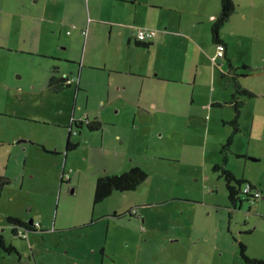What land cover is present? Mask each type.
<instances>
[{"label":"rangeland","instance_id":"1","mask_svg":"<svg viewBox=\"0 0 264 264\" xmlns=\"http://www.w3.org/2000/svg\"><path fill=\"white\" fill-rule=\"evenodd\" d=\"M88 2L90 7L86 4L70 10L61 0H0V136L7 140L0 145V164L9 165L7 168L17 175L0 199V214L14 212L28 216L30 213L27 220L31 221L42 218L39 215L47 211L50 221L45 217L42 221L50 228L57 212L56 221L61 222L65 213L69 217L74 215L76 220L90 211V215L99 214L100 219L102 214L114 210L124 214L135 207L138 211L131 221L98 220L100 240L107 242L115 254L119 255L122 249L130 252L142 247L155 252L142 251L140 257L156 263L181 264L183 254V259L188 258L187 264H249L240 257L239 245L242 244L247 257L264 262V0H234L236 10L220 30L241 88L237 99L243 105L235 135L232 124L235 111L229 104L233 84L229 77H221L223 70H227L225 58H216L214 64L205 55L213 56L215 51L209 41V16L219 14V0ZM152 3L156 7H151ZM44 6L61 11L65 31L67 28L71 33L80 32L95 25L101 34V45H105L106 36L112 32L111 44L106 46L109 47L107 58L111 60L107 64L112 68L83 70L86 85L80 87V93H76V83L56 94L46 89L53 62L34 54L39 51L36 42L40 40V45L45 47L48 41L59 57L67 53L58 48V39L52 26H48L47 17L43 24L37 17ZM104 18L111 19L106 21L111 23L124 21L134 29L148 27L150 21H170L169 29L173 31L179 21L186 23L189 28L184 29L185 33L201 35L196 36L201 40L198 48L169 37L167 42L154 45L149 53L141 49V53L131 58L147 61L149 66L155 67L157 71L153 74H159V81L166 71L158 70L161 66L181 64L188 74H197L196 86L161 82L166 85L165 98L169 104L175 101L174 108L159 103L165 98L156 97L159 91L152 84L142 93L136 87L129 92L123 82L127 76L116 72L120 69L126 72V69L116 70L115 65H110L116 61L112 56L120 48L119 33L122 35L126 28L94 22ZM72 23L78 24L76 30ZM194 23L198 24L191 26ZM34 45L38 49L33 48ZM77 50L82 51L81 45ZM40 52L45 51L40 49ZM99 55L93 51L88 63L103 66V62H96ZM72 66L79 72V64ZM242 90H249L251 96L243 94ZM123 94L132 100V106L121 108L116 115V99ZM151 102L155 107L149 106ZM101 106L104 109H100ZM97 116L101 117V132L90 131L86 126L78 128L73 122H90ZM10 126L19 130L17 139L7 137ZM118 134L122 135L123 148ZM67 136L80 146L65 154ZM231 136V146L224 149ZM34 142L45 143L62 154L42 152L40 147L35 148ZM222 149L227 153H222ZM9 154L13 157L7 163ZM69 155L71 162L67 161ZM131 164L148 174L139 188L126 193L114 192L107 200L93 205L97 178L126 172ZM214 166L231 172L240 180L243 176L252 179L261 192L259 200L251 204L250 199L247 201L241 196V209H232L225 177L219 169V172L213 171ZM63 171L71 178L64 188ZM22 180L24 185L20 188ZM60 189L71 192L61 195ZM94 232L90 228L82 231L83 240L81 237L76 244L72 241L74 248L88 238L91 244L99 243V234L94 235ZM28 236L35 242V248L41 250L35 253L33 261L25 255H33L29 239L20 237L18 240L24 241L17 240L12 246L21 257L14 253L0 256V264H64L67 260V264L70 263L72 255L63 256L62 262L57 255H61L59 252H63L66 245L57 241L55 233L46 237L28 232ZM9 237L12 238L10 233Z\"/></svg>","mask_w":264,"mask_h":264},{"label":"crops","instance_id":"2","mask_svg":"<svg viewBox=\"0 0 264 264\" xmlns=\"http://www.w3.org/2000/svg\"><path fill=\"white\" fill-rule=\"evenodd\" d=\"M61 1L63 2V4L66 3L67 5H69L70 10H72L73 8H76L77 6L83 7L86 4H88L90 7V3L88 2V0H61ZM134 1H137V0H134ZM151 7H156V5H154V3H152ZM58 11H59V9H56L55 7H53V9H51V7L44 6L41 8L40 13L37 14V17L39 18V21L42 24L45 22V19L47 17L46 20L48 22H50V24L48 26H52V29L54 30L53 33H55V38L58 39L57 40L58 48L63 50L64 52L66 51L67 55H65V57H59L60 55H56V53H54V50L52 51L53 47L50 46L48 41H45V47H43L40 45V40H38L36 42L37 46L39 47V51H36V53H34V54H36V56H38V57L48 58L51 60V62H53L51 69H49V72L47 75L48 79H49V77H52V76H54V78H56V79L59 77H62V76L68 77L69 79H73V81L71 82V85H69V86H72L76 83V85H75L76 93L77 92L80 93L81 92L80 87L86 85V83H84L86 73L83 72V70L89 69V70H96V71H107L108 70L107 67H110V66H108L107 62L109 63V62H111V60H110V58H107L108 54H106V49L109 47H106V46L111 44L112 32L110 31L109 35L106 36L107 41H106L105 45H101V42H100L101 41V39H100L101 34L100 33L98 34V31L96 30L95 25L93 26L91 24L90 26H88L89 31H88V29H85V30L80 29L81 34H80V32L71 33L69 31H67V28L65 31V29H64V27L66 25L64 23L65 18L61 17L62 16V15H60L61 11H59V13H58ZM52 12L54 14H52ZM215 17H216V15H210L209 16V19L211 20V24H212ZM84 21H86V18H84ZM106 21H111V19L104 18V19H102V21H100L99 19L94 20V22H97L98 24L99 23L100 24L106 23V24H111L112 26H115L116 28H119V29L123 28V27L126 28L125 32L122 35H121V32L119 33V38H120L119 46H120V48L118 49L116 54L112 56V57H114V59L116 61L110 65L111 66L115 65L116 70H119V67H122V68L124 67L126 69V72L123 69H120L119 71H116V72H118V73L123 72L121 74H125V76H127V78L124 79L123 82H124V85L126 86V89L129 92H132V88L136 87L139 89L140 93H142V91L146 90L147 87H149V88L152 87L151 86V84H152L155 87V90L159 91V94L156 97L162 96L165 98L167 96L166 95V85L162 84L161 82H168L171 85H173V84H176V85L184 84L187 86H193V87L196 86L197 74L195 72H194V74H192V73L188 74V72L184 71V67L182 68L181 64H180V66L178 64L177 67H175L176 64L170 65V63H168L169 64L168 66L167 65L161 66L158 70L163 71L166 69V71L164 74L165 76L162 75V80L159 81V79H157V78H159V74H153V72L155 73L157 71V69H155V67H153L152 65L149 66L147 61L141 62L138 60H133V58H131L135 54L141 53V49H145L149 53L152 50V48L155 47L154 45L157 46L159 44L161 45V44L167 42L169 40V37H174L177 40H184L188 45L194 46V48H198V45L201 43V40L199 37H196V36L201 37V35L197 34L195 36V34H193V33L192 34L187 33V32L185 33L184 29L187 30L189 28V27H187L188 25L186 23L183 24L182 21H179L178 26L173 31H171L169 29L170 28V26H169L170 21H168V22H166V21H158V22L150 21L147 24L148 27H145V28L155 30L157 35L152 40L151 45L148 48H140L138 45H136L134 43L135 42V38L133 35L134 30H135L133 28L134 26L126 24V22H124V21L123 22L113 21L112 23L106 22ZM90 22H93V21L90 20ZM196 24H198V23L191 24V26H196ZM72 25H75V27H76L75 30L78 28V26H77L78 24L72 23ZM210 30H211V26H210ZM210 30H209V32H210ZM209 37H210L209 38L210 43L215 46V44L213 43V41L211 39L210 34H209ZM80 40H82V41H80ZM80 45H81L82 51L79 52L77 49L80 48ZM1 47L2 46H0V49H1ZM38 47H36L34 45L33 48L38 49ZM40 49H42V51H45V52H40ZM93 51H95L96 55L100 54L99 56L96 57V62H103V64H101L103 66L88 63L89 56ZM215 51H216V46H215ZM215 51H214L213 56L205 54L208 57V60H210L211 62H214V64L216 63L215 61L217 60L215 57V55H216ZM127 55L130 56L131 59H129L127 57ZM224 55H225L224 56V58H225L224 63L227 66L226 60L229 59V48H228L227 43L224 46ZM59 63H63V64H59ZM122 63H124L125 65H122ZM229 63L232 67H234L230 61H229ZM77 64H79V67H80L79 72H77V70H78L77 67H74V66L70 67L71 65H77ZM153 64H155V62ZM67 66H69V67H67ZM216 66H218V68H220V69L222 68L220 66V64H218ZM111 68L112 67H110V69ZM176 68H178V69H176ZM196 69H198V66H196ZM227 69H229L228 66H227ZM52 70H57V71L54 74H52ZM226 71L223 70L221 77H223V78L228 77L226 75ZM187 74H188V78H187ZM152 76L154 77L155 83L152 82V79H153ZM48 79H47V84H48ZM211 79H213L212 76H211ZM86 80H88V79H86ZM47 84H46V89L48 91H50V88L47 86ZM233 90H234V87H233ZM233 90H232V92H233ZM247 91H249V90H247ZM50 93H52V92L50 91ZM53 94H56V93H53ZM116 101H117V103H116L117 106L115 107L116 115L120 114L121 108L125 109L126 107L132 106V104H131L132 100L127 95H124V96L119 95L117 97ZM162 101L163 102H159V103L164 104L168 108H174L175 107V104H176L175 101H173L171 104H169L170 101L168 102L167 98H165ZM149 106L155 107V104L153 102H151ZM208 107H210V104H208ZM202 108H204V106ZM100 109H104V107L101 106ZM178 110H180V109L177 108V112H178ZM88 119H90V118H88ZM43 121H44V123H49V121H47V120H43ZM93 121L95 123L101 124V129L96 131V132H101L103 130L102 123L100 122L101 117L97 116ZM5 127H7V125H4V128ZM60 128H62V125H60ZM7 133H8L7 137L13 138V139H17L18 136L20 135L19 130L16 129L15 126L14 127L10 126L9 130H7ZM124 134L125 133H123V135ZM118 137H120V142H121L120 144L123 148L125 145L122 142V135L118 134ZM6 141L7 140L5 139V136L4 137L0 136V145H2ZM68 142L77 144V146L74 149H76L80 146L79 145L80 143H78V141L73 142L71 137L67 136L66 137V144ZM102 143H103V140H102ZM32 144L35 146V148L40 147V151H42V152H48L49 154L54 153L55 155H57L59 153L62 154V152H59L58 150H53L51 147L45 145V143L36 144V142H34ZM66 144H64V147ZM247 150H245V153H248ZM68 152H70V151H65V154H67ZM225 152L226 151H224V153ZM12 157H13V155L9 154V157H7L6 162L8 163ZM69 159H70V155H69V158L67 159L68 162L71 160V159L70 160ZM133 166H136V165L131 164L130 166H128V169H130ZM7 167H9V165H6V167H4V166H2V164H0V177H2L8 183L6 186L0 188V199L3 198V195L5 193L4 191L7 188L12 186L13 179L14 178L17 179V175L15 173H12L11 170H9V168H7ZM136 167H138V166H136ZM63 172H65V171H63ZM235 178L238 179L239 177L235 176ZM70 179L71 178H69L67 181L70 182L69 181ZM241 179H243V180H245V181H247V182H249L255 186V183L252 182V179L244 178V176ZM23 185H24V180H22L20 188H23ZM65 192L70 193L71 191L69 192V189H60L61 195ZM246 200L248 201V198H246ZM242 203H243V199H241V202L238 203L236 207H232L230 203H229V205L232 209H236L237 207L239 209H241ZM251 204H253V201H251ZM254 206H255V204H254ZM132 208H135V207H130L126 212H128ZM59 209H60V207L58 206V211H59ZM86 210L89 211L88 206H87ZM135 210H137V209H135ZM46 212L47 211H45L44 214H41L39 216L42 218L45 217V220L49 222L50 221V219H49L50 215L48 212L47 213ZM89 212H88V214H85L82 217L77 218L76 220H75L74 215L72 217H69L67 215V213H65V217L63 218V220L61 222L56 221V218H58V216H59V213L57 212V217L55 218V220H54V222L50 228H48V226L44 225L42 218H38L36 220L28 221L27 218L30 215V213L27 216V215H22V214H16L14 212H8V214H5V215L0 214V218L2 217V215L4 218V222L3 223L0 222V234L3 236L6 243L11 242V244H13V243L15 244V241L20 239V238H16L12 234L15 226L8 223L5 220L6 217H16V219H18L22 222H25L27 224H30V226H32L33 224L34 225L38 224V227H39L38 230L33 231V232H30L29 230H26L24 228H19L20 230L25 231L27 240L30 238L28 236V232L33 233L36 236H38V235L41 236L42 234H45L46 237H48L49 235H54V233H55L57 241H59L60 243H63V245H66V247L63 248L64 249L63 252L58 251L59 253H61V255L57 254L59 256L61 262L63 260L62 259L63 256L68 257V255H72L73 257L70 259L69 264H98V260H99V258H101V256L98 253L99 249L102 246H105L106 248L109 247L108 246L109 244L107 242L104 244L100 240L101 235H100V233H98V220H101L102 216L104 214H102L100 219H99V217H98L99 214L96 215L95 213H92L90 215ZM116 212L120 213V211H118V210ZM110 214H108V215H110ZM138 215H139V213H138ZM108 218L119 219L117 217H110V216H108ZM132 218H134V217H132ZM95 219H97V222L95 224H93L92 226H90L89 224L91 223V221H94ZM88 228L93 229V232H94V229L96 230V232H94V235L99 234V243L96 242V245L91 244L90 243L91 241L88 238L85 241H81L80 243H78V246H76L77 248H74V246H75L74 244H76V242L78 240L80 241L81 237L83 240V235L81 234V232L84 230H87ZM9 233L12 236V238L9 237ZM67 233H72V234H67ZM108 234L109 233L107 232V235ZM70 239H72V240H70ZM18 241L23 242L24 240H18ZM72 241H74L75 243ZM28 243L30 245L29 248L33 252V257H36L35 253L40 252L41 250L38 248H35L36 244L33 241V239H29ZM113 251H114V249H113ZM47 254L50 255L51 252L48 251ZM87 254L89 256H87ZM25 255H27V253H25ZM96 257H99V258H96ZM181 258H182L181 264H187L188 258L185 256L183 259V254H181ZM67 263H68V260L65 261L64 264H67Z\"/></svg>","mask_w":264,"mask_h":264},{"label":"trees","instance_id":"3","mask_svg":"<svg viewBox=\"0 0 264 264\" xmlns=\"http://www.w3.org/2000/svg\"><path fill=\"white\" fill-rule=\"evenodd\" d=\"M220 1V12L219 14L214 18L212 24H211V30H210V35H211V39L213 41V43L215 44V46L217 45H222L223 48L226 45V43L222 40V38L220 37V30L222 29L223 25L226 23V21L228 20V18L230 16L233 15V13L236 10L235 4L233 3V0H219ZM135 35H136V29H135ZM134 35L135 38V44L138 45L140 48H148L151 45V42H147V43H141L138 42L136 40V37ZM227 62V66L229 68V70H232L233 67L230 65L229 63V59L226 60ZM57 70H52V74H54ZM239 77V76H237ZM68 77L62 76L59 78H54V76L49 77L48 79V84L47 86L50 88V91L52 93H58L60 91H62L64 88L69 87L67 81H68ZM231 81L233 82V80L231 79ZM239 90H241L240 88V84L239 83H235L234 84V90H233V94L231 96V101H230V105L233 106V109L235 111V119L232 121L233 127H234V134L238 132V127H237V120L239 119V115H240V111L242 109V101L237 99V93L239 92ZM243 94L247 95V96H251V93L248 91H243ZM240 93V92H239ZM77 124L78 128H80L82 126L81 121H73ZM90 131H98L101 129V124L100 123H96L95 126L92 124H90L88 126ZM232 135V136H233ZM232 136L229 137L227 139V142L225 143V145L223 146L224 149L229 148L232 144ZM77 146V144L68 142L66 144V151L74 149ZM224 149H222V153L224 151ZM225 157V156H224ZM226 160V158H224V161ZM221 172V175L223 177H225V184H226V188H227V197H228V201L231 203L232 207H236L238 203L241 202V196H245L246 198H248V200L250 199L251 201L254 200H258L260 198V192L259 190L252 185L251 183L245 181V180H240L235 178V176L223 169L220 168L219 166H214L213 167V171H218L219 170ZM148 176V174L142 170L139 167L133 166L131 167L128 171L124 172V173H117L114 175H110V176H106L104 175L103 177H99L96 180L95 183V190H94V204L93 205H97L99 203H101L102 201L108 199L112 193L114 192H129V191H134L135 189L137 190L139 188V186L145 181L146 177ZM8 183L2 178L0 177V188L6 186ZM246 184H249L251 186V189L254 193L258 192L260 195L258 196V198L254 199L253 197V193L251 194L249 193H243L242 191V187ZM128 216V217H134V214H131L130 212L125 213L124 216H120L119 219ZM6 221L12 225L15 226L12 234L15 237H21L18 235V232L20 231L19 228H24L26 230H30V231H34L33 226H30V224H27L25 222H22L18 219H16V217H7ZM93 221H91L90 224H92ZM36 231V230H35ZM24 234L25 231L23 232ZM240 257L249 264H264V262L262 260H257V259H252L249 258L245 255V246L240 244ZM0 250L2 252H4L5 254H9L11 252H13L15 250L14 246L10 245L9 243L6 245V242L3 238V236L0 234Z\"/></svg>","mask_w":264,"mask_h":264},{"label":"flooded vegetation","instance_id":"4","mask_svg":"<svg viewBox=\"0 0 264 264\" xmlns=\"http://www.w3.org/2000/svg\"><path fill=\"white\" fill-rule=\"evenodd\" d=\"M112 1H115V0H112ZM156 35H157V33H156ZM155 35V36H156ZM155 38V37H154ZM153 38V39H154ZM223 53H224V51H223ZM225 55L223 54V56L222 57H224ZM217 58H219V57H217ZM226 75L229 77V80H230V82H232L231 81V79L233 80V82H232V84H233V87H234V84L235 83H238V77L237 76H239L236 72H234V70L232 69V70H229V69H227V71H226ZM81 123H82V126H81V128H83V126H86V127H88L90 124H92L93 123V125L95 126V122L93 121V120H91L90 122H89V120H84V121H81ZM89 129V128H88ZM71 150H73V149H71ZM71 150H68V151H71ZM65 174H67V173H64L63 172V174H61V183H62V188L65 186V184H66V181L69 179V178H67V176L65 175ZM136 190V189H135ZM134 190V191H135ZM131 192V191H130ZM126 193V192H125ZM253 201V200H252ZM117 210H114L110 215H103L102 216V218H108V216H110V217H117V218H120V216H124V214H121L120 215V213H118V212H116ZM135 211H136V213H137V210H135V208H132V209H130L129 211H128V213L130 212L131 214H134L135 215ZM127 213V212H126ZM7 219V217L5 218V220ZM131 217H128V216H125V217H123V218H121L120 220L121 221H131ZM96 222H94L93 221V223L92 224H89L90 226H92L93 224H95ZM33 226V228H34V231L35 230H38V224H33L32 225ZM30 231V230H29ZM30 232H33V231H30ZM17 238V237H16ZM8 243H6V245H7ZM10 245H13V244H11V243H9ZM1 251V250H0ZM134 251V252H133ZM142 251H148V253H153V252H155V250H153V249H151V250H148V249H144V248H142V247H139V249L138 250H135V249H133L132 251H130V252H126V251H124L123 249L121 250V251H119V252H121V253H119V255H118V253H116L115 254V251H111V249L108 247V248H106L105 246H102L100 249H99V251H98V253H99V255L101 256V258H99V257H96V258H99V260H98V264H166L165 262H157L156 263V261H148V260H143L141 257H140V253L142 252ZM2 252V251H1ZM132 252H133V254H132ZM19 254L18 253V251L15 249L13 252H11V253H9V254H5L4 252H2V254L0 255V256H3V257H5V255H11V254ZM27 255H28V257H29V259H31L32 261H33V255L31 254H29V253H27ZM171 255V254H170ZM19 257H21V255L19 254Z\"/></svg>","mask_w":264,"mask_h":264},{"label":"built area","instance_id":"5","mask_svg":"<svg viewBox=\"0 0 264 264\" xmlns=\"http://www.w3.org/2000/svg\"><path fill=\"white\" fill-rule=\"evenodd\" d=\"M156 35V31L153 30V29H146V28H137L136 29V40L138 42H141V43H147V42H150L153 40V38L155 37ZM217 52H216V57H222L223 56V47L222 46H218L217 47ZM73 81V79H68L67 83L68 84H71V82ZM242 191L243 193H253V197L254 199L258 198V196L260 195L258 192L254 193L251 189V186L249 184H246L242 187ZM24 231L23 230H20L18 232V235L21 236V238H26V234L23 233Z\"/></svg>","mask_w":264,"mask_h":264},{"label":"clouds","instance_id":"6","mask_svg":"<svg viewBox=\"0 0 264 264\" xmlns=\"http://www.w3.org/2000/svg\"><path fill=\"white\" fill-rule=\"evenodd\" d=\"M137 28H139V27H137ZM146 29H147V28H146ZM218 46H222V45H217V46H216V49H217ZM222 47H223V46H222ZM223 49H224V48H223ZM216 51H217V50H216ZM223 54H224V53H223ZM215 57H216V56H215ZM216 58H217V57H216Z\"/></svg>","mask_w":264,"mask_h":264}]
</instances>
